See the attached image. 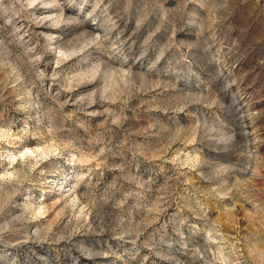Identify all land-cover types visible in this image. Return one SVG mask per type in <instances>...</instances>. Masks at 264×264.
<instances>
[{
  "label": "rangeland",
  "instance_id": "374dc122",
  "mask_svg": "<svg viewBox=\"0 0 264 264\" xmlns=\"http://www.w3.org/2000/svg\"><path fill=\"white\" fill-rule=\"evenodd\" d=\"M0 264H264V0H0Z\"/></svg>",
  "mask_w": 264,
  "mask_h": 264
}]
</instances>
